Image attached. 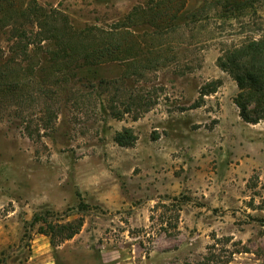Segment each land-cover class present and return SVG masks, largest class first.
I'll return each mask as SVG.
<instances>
[{
  "label": "rangeland",
  "instance_id": "obj_1",
  "mask_svg": "<svg viewBox=\"0 0 264 264\" xmlns=\"http://www.w3.org/2000/svg\"><path fill=\"white\" fill-rule=\"evenodd\" d=\"M30 1L13 0L12 8ZM34 1L59 10L75 29L121 21L149 2ZM235 1L223 8L185 0L186 25L164 38L157 68L108 61L50 85V99L32 82L23 96L0 99V264H203L214 235L249 251L208 264H264V118L239 116L237 86L216 63L221 42L264 34V0ZM197 8L204 11L190 16ZM1 13L4 58L15 41L11 28L29 26L32 17L7 21ZM29 48L39 63L42 49ZM211 82L215 91L194 106ZM137 94L155 103L135 120L112 117L111 102L121 106ZM48 106L57 116L44 125ZM123 127L136 137L129 146L114 140ZM157 203L180 208L176 228H160ZM42 211L63 219L81 214L84 222L52 246L31 224Z\"/></svg>",
  "mask_w": 264,
  "mask_h": 264
},
{
  "label": "trees",
  "instance_id": "obj_2",
  "mask_svg": "<svg viewBox=\"0 0 264 264\" xmlns=\"http://www.w3.org/2000/svg\"><path fill=\"white\" fill-rule=\"evenodd\" d=\"M212 1L223 8L232 1L236 2ZM13 3V0H0V11L4 20L14 18L26 22L29 17L32 18L28 22L29 26H15L14 23L15 27L11 30L15 31V41L6 57L0 55L1 101L6 96H23L29 82L39 86V96L50 99V95L55 93L50 89V85L58 83L61 86L76 78L80 70L108 61L132 62L135 71L157 68L161 63L158 52L164 50L166 45L164 38L182 30L186 25L180 19L185 0H149L145 4L134 6L121 21L112 22L107 26L85 25L78 29L55 8L43 7L32 0L24 8L14 9ZM203 9L191 11L190 16H197ZM44 40L48 41V44L43 48L41 41ZM34 45L43 52L39 63L32 61L33 56H39L37 51L33 52L29 48ZM221 45L216 63L229 74L237 86L238 91L233 102L238 108V114L245 122L256 123L264 118V34L240 40H226L221 42ZM41 70L47 72L40 76L38 73ZM105 82L100 80L96 85L102 87ZM216 87L215 82L202 86L199 100L194 106H199L202 96L214 92ZM111 103L108 109L112 117L121 119L129 114L135 120L155 102L137 94L122 102L121 106ZM44 116V125H47L56 118L57 112L48 106ZM135 139L130 127H123L114 135L115 142L120 146H129ZM157 209H160V228L177 227L179 207L170 209L165 203H157L153 210ZM169 211H173V214L170 215ZM149 218L152 221L153 214ZM83 222L84 216L81 214L63 219L53 216L49 211L35 213L31 220V224L38 225L37 232L47 236L52 246L72 238L79 232ZM211 239L212 242L206 246V252L198 262L229 263L235 253L249 251L247 248H238L239 242L231 241L230 236L214 235ZM227 243H231L232 248L224 246Z\"/></svg>",
  "mask_w": 264,
  "mask_h": 264
}]
</instances>
